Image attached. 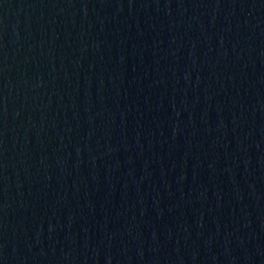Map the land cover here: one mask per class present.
I'll use <instances>...</instances> for the list:
<instances>
[{
	"label": "water",
	"instance_id": "95a60500",
	"mask_svg": "<svg viewBox=\"0 0 264 264\" xmlns=\"http://www.w3.org/2000/svg\"><path fill=\"white\" fill-rule=\"evenodd\" d=\"M0 264H264V0H0Z\"/></svg>",
	"mask_w": 264,
	"mask_h": 264
}]
</instances>
